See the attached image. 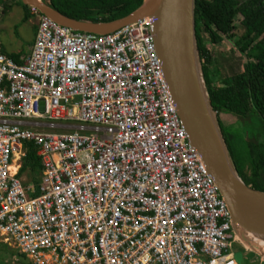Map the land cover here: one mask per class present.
<instances>
[{
  "label": "built area",
  "instance_id": "obj_1",
  "mask_svg": "<svg viewBox=\"0 0 264 264\" xmlns=\"http://www.w3.org/2000/svg\"><path fill=\"white\" fill-rule=\"evenodd\" d=\"M30 8V56L20 64L0 48V243L32 264H239L152 17L98 35ZM26 143L38 148V188L19 178Z\"/></svg>",
  "mask_w": 264,
  "mask_h": 264
},
{
  "label": "water",
  "instance_id": "obj_2",
  "mask_svg": "<svg viewBox=\"0 0 264 264\" xmlns=\"http://www.w3.org/2000/svg\"><path fill=\"white\" fill-rule=\"evenodd\" d=\"M21 1L62 26L98 35L152 17V33L181 122L231 212L234 232L243 247L236 255L237 261L245 264L246 255L264 261V192L241 178L214 110L198 46L197 0H143L130 15L107 23L72 19L43 0Z\"/></svg>",
  "mask_w": 264,
  "mask_h": 264
},
{
  "label": "trees",
  "instance_id": "obj_3",
  "mask_svg": "<svg viewBox=\"0 0 264 264\" xmlns=\"http://www.w3.org/2000/svg\"><path fill=\"white\" fill-rule=\"evenodd\" d=\"M2 1L6 4L4 11L7 4L13 2L27 8L22 2ZM50 1L56 10L72 19L103 23L122 19L143 4V0ZM30 16L25 11L24 21ZM239 17L242 20L237 25ZM196 23L204 76L214 110L219 119L222 113L235 116L245 128L244 138L238 145L243 157L238 162L220 120L233 160L244 182L264 192V0H197ZM204 33L213 45H220L228 39L245 55L247 61L240 72L223 76L212 50L205 45ZM8 56L19 62V55ZM25 147L27 152L19 178H26L25 186L34 184L38 188L42 170L38 148L33 143H26ZM240 163L243 169H240ZM12 253L19 256L22 264H32L24 255L3 243H0V264L8 258L6 254Z\"/></svg>",
  "mask_w": 264,
  "mask_h": 264
},
{
  "label": "rangeland",
  "instance_id": "obj_4",
  "mask_svg": "<svg viewBox=\"0 0 264 264\" xmlns=\"http://www.w3.org/2000/svg\"><path fill=\"white\" fill-rule=\"evenodd\" d=\"M2 5L4 6L6 4L3 3ZM24 19V9L19 4L13 2L7 4L6 11L3 12L0 20V36L8 40L9 44H12V47L16 52L19 50L24 52L28 51V46L30 44L29 39L33 35L35 24L37 23L38 25V18L34 16H30L27 21H24ZM241 20V17L237 18L236 24L240 23ZM204 40L206 47L212 50L216 61L215 63L217 67L221 69L223 76H231L242 70L241 68L246 63L247 59L245 55L240 53V51L235 48V46L228 39H225V41L220 45H213L209 41L208 36L204 33ZM220 120L234 151L236 160L238 162L242 161L241 159L243 156L238 145L244 138L245 128L243 123L235 116L226 113H222L220 115ZM241 164L242 163H240L239 167L240 169H243ZM23 181H26L25 177L23 178ZM237 243L239 246L238 248L241 250L243 248L242 245L238 240ZM14 251L16 252V250ZM250 251L251 250L248 249L247 253L251 254L252 252ZM6 255L8 258L4 261V264L5 262L6 264H22L19 260V256L14 255V253H12V255ZM250 259L254 262L253 264H261V257L253 256L250 257ZM262 264H264V262Z\"/></svg>",
  "mask_w": 264,
  "mask_h": 264
},
{
  "label": "crops",
  "instance_id": "obj_5",
  "mask_svg": "<svg viewBox=\"0 0 264 264\" xmlns=\"http://www.w3.org/2000/svg\"><path fill=\"white\" fill-rule=\"evenodd\" d=\"M3 8H4V6H3ZM36 34H37V23L35 24L33 35L29 39L30 44L28 46L27 52H24L22 50H19L18 52H16L14 50V48L12 47V44H9L8 40L2 38L1 36H0V48H1L2 52L5 53L6 55H10V56L19 55V59H18L19 62L18 63L21 64L30 56V54L32 52L33 45L35 43ZM249 259H250V257H249ZM260 262L262 264L264 261L261 260Z\"/></svg>",
  "mask_w": 264,
  "mask_h": 264
},
{
  "label": "flooded vegetation",
  "instance_id": "obj_6",
  "mask_svg": "<svg viewBox=\"0 0 264 264\" xmlns=\"http://www.w3.org/2000/svg\"><path fill=\"white\" fill-rule=\"evenodd\" d=\"M15 2H18V3H21L22 1L21 0H14ZM46 4H48V5H50V6H52L53 8H54V6L52 5V2L50 1V0H43ZM23 3V2H22ZM26 6V5H25ZM22 8H23V6H21ZM27 8H23L24 9V11H28L30 14H31V16H34L33 15V13H32V10H31V8L30 7H28V6H26ZM55 9V8H54ZM35 17V16H34ZM37 18V17H36ZM236 253L238 254V253H240V250H239V248L238 247H236ZM249 255H246L245 256V264H253L254 262L251 260V259H249Z\"/></svg>",
  "mask_w": 264,
  "mask_h": 264
}]
</instances>
